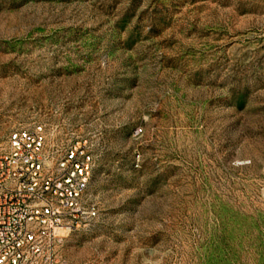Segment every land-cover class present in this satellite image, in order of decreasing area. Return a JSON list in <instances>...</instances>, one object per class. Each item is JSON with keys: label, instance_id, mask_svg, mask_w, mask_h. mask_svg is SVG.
<instances>
[{"label": "rangeland", "instance_id": "374dc122", "mask_svg": "<svg viewBox=\"0 0 264 264\" xmlns=\"http://www.w3.org/2000/svg\"><path fill=\"white\" fill-rule=\"evenodd\" d=\"M86 141L72 263L264 264V0H0V143Z\"/></svg>", "mask_w": 264, "mask_h": 264}, {"label": "built area", "instance_id": "2783aa9c", "mask_svg": "<svg viewBox=\"0 0 264 264\" xmlns=\"http://www.w3.org/2000/svg\"><path fill=\"white\" fill-rule=\"evenodd\" d=\"M94 167L86 141L48 149L43 125L16 129L0 143V264H96L72 263L57 251L61 230L98 219Z\"/></svg>", "mask_w": 264, "mask_h": 264}, {"label": "bare ground", "instance_id": "6f19581e", "mask_svg": "<svg viewBox=\"0 0 264 264\" xmlns=\"http://www.w3.org/2000/svg\"><path fill=\"white\" fill-rule=\"evenodd\" d=\"M67 232V230H61V233L65 234Z\"/></svg>", "mask_w": 264, "mask_h": 264}]
</instances>
